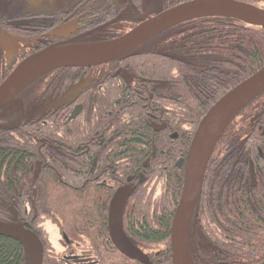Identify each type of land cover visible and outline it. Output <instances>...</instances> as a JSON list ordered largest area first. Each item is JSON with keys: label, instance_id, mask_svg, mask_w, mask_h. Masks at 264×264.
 <instances>
[{"label": "flooded vegetation", "instance_id": "obj_1", "mask_svg": "<svg viewBox=\"0 0 264 264\" xmlns=\"http://www.w3.org/2000/svg\"><path fill=\"white\" fill-rule=\"evenodd\" d=\"M107 1L77 0L67 9L38 10L40 0H31L30 6L0 14L2 71L5 73L10 69L11 74L26 58L49 47L117 39L149 18L192 0H150L146 6L144 0H112L114 11L119 14L110 19L98 10L105 3L107 5ZM236 1L264 9L260 0ZM138 2L141 7L136 4ZM175 2L179 3L173 5ZM77 4L86 5L87 11L78 12ZM252 29L249 22L226 16L196 18L154 36L118 58L98 65L53 70L0 109V128L16 129L43 118L42 124L53 123L54 136L43 130L46 137L41 139L44 140L41 147L55 149L54 159L42 158L45 162H57L48 174L83 178L82 185H62V189L110 191L106 200L110 231V206L114 195L124 186H129L131 193L130 184L119 188L113 184L114 179L121 180V184L125 174L126 153L122 147L130 140L128 130L131 127L140 133L143 128L149 130L151 151L144 158L143 167L152 168L130 171L128 183L133 182L134 176L143 181L144 177L152 175L160 162L154 158L172 159V151L179 154L176 165L186 172L189 151L185 156L184 147L189 137V109L205 107L211 97L223 92L239 73L244 75L251 66L255 49L260 60L264 59V34L261 47H258L259 41L253 38ZM260 123L259 129L264 136V121ZM247 145L241 147L236 167L247 166L250 184L256 187L259 180L264 179V146L259 147L256 164L249 157L251 148ZM31 169L35 176L38 172L39 178L44 166L39 163ZM245 180L247 183L248 179ZM28 204L26 197V209ZM201 226H198L196 245L203 253H209L202 254L201 258L206 264H228L223 259L231 255L224 239L228 234L221 230L213 235L206 234ZM192 231L194 233V228ZM60 241L63 248H54V252L63 253L67 264H99L91 253L80 252L66 236L64 240L61 233ZM135 247L144 259L130 258L117 248L129 260L140 264H162V258L159 262L154 260L157 255H165V249Z\"/></svg>", "mask_w": 264, "mask_h": 264}, {"label": "trees", "instance_id": "obj_2", "mask_svg": "<svg viewBox=\"0 0 264 264\" xmlns=\"http://www.w3.org/2000/svg\"><path fill=\"white\" fill-rule=\"evenodd\" d=\"M78 4V12L87 11L86 5L82 7ZM136 4L141 7L140 2ZM98 10L107 16L106 19L119 14L114 11L112 0H108L107 5L105 3ZM250 25L253 28L252 36L259 41L258 47H261L264 28L252 23ZM256 52L255 49L251 66L244 75L240 76L239 73L235 81L223 92L211 97L205 107L189 109L190 128L188 143L184 147L185 156L199 123L214 102L264 66V59L260 60V54L258 56ZM0 66V75L5 74L0 78L1 84L11 70L4 73L1 62ZM43 120L28 122L16 129L0 128V224H14L36 233L43 247L42 264H67L63 253L54 252L48 222L57 224L64 240L66 236L80 252L91 253L99 264H140L123 255L111 239L106 201L110 191L62 189V185H82L80 181L83 178L48 174L53 166H57V162H45L42 158L54 159L55 149L41 147L44 142L41 139L46 137L43 130L54 136V124H42ZM260 121H264V93L246 106L231 123L209 160L189 232L194 264H206L201 255L209 254L203 253L196 245L200 225L201 230L205 228L206 234L209 232L213 235L219 230L228 234L224 239L231 255L223 258L228 264H264V179L253 187L249 168L236 167L241 147L245 144H249V157L257 164L255 156L259 147L264 146ZM127 134L130 140L122 147L126 153L125 174L121 184V180L119 182L117 179L113 183L116 188L126 184L131 186L123 213L125 231L138 248L166 250V256L157 255L154 262L162 258V264H172L171 230L183 192L185 170L178 168L179 154L172 151V159L166 160L165 156L154 158L160 162L152 170V175L144 177L143 181L134 176L133 182L128 183L130 171L152 168L143 167L144 158L151 151L149 130L143 128L140 133L137 128L131 127ZM39 163L44 166V170L38 178L31 168L37 167ZM76 164L80 165L79 162ZM245 179H248L247 183ZM26 197L29 200L28 209L25 208ZM31 256L32 250L28 245L0 233V264H31ZM209 257L211 259L212 256Z\"/></svg>", "mask_w": 264, "mask_h": 264}, {"label": "water", "instance_id": "obj_3", "mask_svg": "<svg viewBox=\"0 0 264 264\" xmlns=\"http://www.w3.org/2000/svg\"><path fill=\"white\" fill-rule=\"evenodd\" d=\"M149 1L144 0V6ZM210 16L231 17L264 28V9L248 3L236 0L185 2L149 18L117 39L101 43L49 47L31 55L19 63L0 84V109L33 82L53 70L104 63L133 51L144 42L178 24ZM263 93L264 66L222 96L199 123L189 148L183 192L172 223L173 264H194L189 245V232L209 160L231 123L246 106ZM129 194V186H124L112 199L111 236L115 245L124 254L133 259H144L143 254L130 242L124 230L123 211ZM0 225H2L0 233L15 238L31 248V264H42L43 247L36 233L24 227Z\"/></svg>", "mask_w": 264, "mask_h": 264}, {"label": "rangeland", "instance_id": "obj_4", "mask_svg": "<svg viewBox=\"0 0 264 264\" xmlns=\"http://www.w3.org/2000/svg\"><path fill=\"white\" fill-rule=\"evenodd\" d=\"M30 1L31 0H0V14H10L19 8L30 6ZM75 1L77 0H40L36 8L38 10L67 9ZM260 1L264 3V0ZM12 226L16 227L14 224ZM48 229L50 231V237L55 248L57 250L62 249L63 243L60 241V231L58 226L53 222H48Z\"/></svg>", "mask_w": 264, "mask_h": 264}]
</instances>
